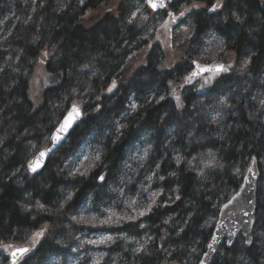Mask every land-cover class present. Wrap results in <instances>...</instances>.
Segmentation results:
<instances>
[{
    "label": "trees",
    "instance_id": "obj_1",
    "mask_svg": "<svg viewBox=\"0 0 264 264\" xmlns=\"http://www.w3.org/2000/svg\"><path fill=\"white\" fill-rule=\"evenodd\" d=\"M110 1L74 0L56 10L49 0H0V249L47 229L17 264H198L220 208L252 159L264 160V0H226L216 11L209 9L218 0H172L174 15L187 9L188 35L171 47L183 60L171 69H163L157 17L164 12L152 13L146 0H122L115 15L83 26ZM43 53L52 86L34 110L29 81ZM229 55V74L202 92L181 89L175 104L170 88L192 63ZM72 105L82 121L31 176L27 163ZM259 203L253 233L258 226L264 233ZM112 209L120 212L104 213ZM92 226H109L118 238L96 249ZM0 264H9L4 253ZM212 264H264V239L249 249L240 238L222 246Z\"/></svg>",
    "mask_w": 264,
    "mask_h": 264
},
{
    "label": "rangeland",
    "instance_id": "obj_2",
    "mask_svg": "<svg viewBox=\"0 0 264 264\" xmlns=\"http://www.w3.org/2000/svg\"><path fill=\"white\" fill-rule=\"evenodd\" d=\"M25 1V0H24ZM26 1H30V2H37V0H26ZM74 0H49V2H51L54 6V8L56 10H64L66 9L68 6H70L72 4ZM122 0H111L110 2L102 5L101 7H99L97 10L95 11H90L87 13V15L85 16V18L82 19V24L85 28H91L93 26H95L97 23H99V21L106 15V14H112L115 15L117 7L119 5V3H121ZM226 0H218V2L220 3V5H222ZM48 2V1H47ZM168 11L172 12V10H170V6L168 5ZM202 9V6H199L198 4H193L190 6V10L192 11H197ZM183 12H185V10H182ZM159 13V12H158ZM180 14V12L175 14V17H178ZM154 15V14H153ZM157 18H159L160 20H158V27H159V31H160V35H161V39H162V44L163 47L165 48V61L163 63V69H171L174 65H181L183 63L182 57L179 54V52H177L176 50H171L172 46H175L174 49H176L177 47L179 48L180 45H183L187 39V35H188V27L184 24H182L181 19L180 18L176 24V28H173L172 30H170L169 32V27L172 25L171 22H169L166 26H165V21L167 18V14L166 13H162V15H159ZM185 45V44H184ZM206 49L204 51H206L205 54H210V58L216 56L214 54L213 56V50L216 51L217 47H215V43L212 39V41L206 45ZM212 54V55H211ZM45 53H43L39 60L36 62V64L34 65L33 68V72L29 81V90H28V98L33 106L34 110H37L41 105H42V94L45 91V89L51 87V81L52 78L50 77V75L46 72L45 70ZM207 57V56H206ZM208 58V57H207ZM223 62H216V63H211L215 66H223L226 71H221L219 73L216 74H208V75H203L200 76L194 80H189L183 78L181 79L178 83L174 84L171 86L170 88V97L171 99L175 102V104L178 107H181V96H180V90L181 89H194L196 92H202L205 91L206 89H208L209 87L212 86L213 82H215L216 80H218V78H220L221 76L227 75L229 74V64H232L235 61V57L233 55H229V56H225V58L223 59ZM225 61L228 63L226 64ZM200 62V61H199ZM215 62V61H214ZM132 64L126 69V76H130L134 69L140 64V60H136L134 62H131ZM142 63V60H141ZM200 66H204L201 63L198 62H194ZM209 65V64H206ZM192 72V65H191V71L190 74ZM190 74L187 76L189 77ZM211 77V79H209ZM205 81H208V83H205ZM262 89L264 90V80L262 82ZM179 97V100L176 99V97ZM89 147L88 148H82L81 152L75 157V160L81 161L83 158H85L87 155H89ZM259 166H261V180L258 184L257 187V199L260 201L259 204L262 205V203L264 202V160H261L259 162ZM123 183L127 184V181H123ZM114 188V187H113ZM117 189H119L121 191L122 194H125V190L127 189V187L125 185L117 187ZM113 202V201H112ZM118 202V200H116V203ZM120 205L117 206L120 208L121 207V202L119 201ZM115 206V204L113 205ZM117 212H120L119 210L114 211L112 209L111 210H107L104 213L109 215L112 214H116ZM88 217L90 216L89 214L87 215ZM91 231H93L92 233V238H94L96 244V249L97 248H102V247H107L108 243L114 242L115 238H118L117 236L114 235H110V229L109 226H99V227H95L92 226L90 228ZM37 233H43V235L37 237ZM47 233V229L46 228H41L40 230H37L33 233H31L29 235V239L28 242L22 243L21 245H11L12 248L10 249H15V248H24V247H28L30 250L32 249L33 245L36 244L37 242L40 241V239L44 238V236ZM110 237V239H108ZM264 239V233L262 232L261 227H256L255 228V232L252 234V241H254L257 244L262 243ZM253 244V242H252ZM0 247H4V246H0ZM192 258H190L189 262H192Z\"/></svg>",
    "mask_w": 264,
    "mask_h": 264
},
{
    "label": "water",
    "instance_id": "obj_3",
    "mask_svg": "<svg viewBox=\"0 0 264 264\" xmlns=\"http://www.w3.org/2000/svg\"><path fill=\"white\" fill-rule=\"evenodd\" d=\"M172 0H166V6L163 9H157L153 10L150 5L148 4L146 0V6L147 8L153 12H166L167 18L166 21L169 23L171 22L172 25L169 27V32L172 30L176 24L177 21L182 18L183 16H178L177 19L173 22L171 17L168 15L170 11H168V5L171 4ZM172 13V12H170ZM173 14V13H172ZM173 16H175L173 14ZM165 21V22H166ZM196 63L192 64V72L196 70ZM217 66L213 64L204 65L201 66V68H208L211 69V71H204L201 72L199 75H197L194 78H191L190 80H194L200 76L206 75V74H212L216 73L215 68ZM191 72V73H192ZM191 77V74L190 76ZM73 105L68 109V111L65 113L64 117L61 119L57 127L54 129V131L51 133L49 137L48 147L45 149H42L38 151L27 163L26 168L28 173L35 177L37 176L46 166L48 163L50 157L61 147V145L67 140L70 133L79 125V123L83 119V113L82 109H80V116L75 122L73 123L72 127L69 129L67 134L63 135V138L57 142L55 145L52 143V135L56 132V129L60 126V124L63 122L65 117L68 115V112L72 109ZM45 152V156L43 158H40V153ZM37 159H42V163L37 168L36 172H32L29 168V163L32 161H35ZM252 168L253 172L249 173L248 169ZM245 177H248L247 181L245 180ZM260 170L258 166L257 159H252L250 162L245 175L242 180V184L240 186L239 191L229 200L227 203H225L219 210V214L217 217V221L215 222L211 240L208 243L213 244V249L210 250L208 245L206 247V251L201 256L198 264H201V261H204V264H212L213 260L215 259L216 255L218 254L219 250L222 246H224L226 249H231L235 242L240 238L243 241L244 248L249 249L252 245V233L255 227V221H256V211H257V187L260 181ZM101 181V180H100ZM225 205H228L227 208H225ZM213 235L216 236V241H213ZM25 248V247H24ZM27 248V247H26ZM5 248L0 249V253H4L5 256L8 258L9 264H11L12 257L10 255L11 250L5 251ZM207 254V255H205ZM21 259V258H20ZM19 261V259H18ZM17 261V262H18Z\"/></svg>",
    "mask_w": 264,
    "mask_h": 264
},
{
    "label": "snow or ice",
    "instance_id": "obj_4",
    "mask_svg": "<svg viewBox=\"0 0 264 264\" xmlns=\"http://www.w3.org/2000/svg\"><path fill=\"white\" fill-rule=\"evenodd\" d=\"M148 4L150 5V7L155 11L157 9H163L166 6V0H147ZM220 3L218 2L217 4L213 5L211 9H209L210 11H216L219 7H220ZM185 11H187V9H185ZM168 15L171 17L172 21L174 22L177 17L173 16L172 13H168ZM185 12H180V16H184ZM237 20H239V17H237ZM167 21L165 22V26L167 25ZM204 71H211V69L208 68H201L200 65H196V70L193 71L191 73V77H186V79H191L196 77L197 75H199L201 72ZM221 71H226V69L221 65V66H217L215 68V72L219 73ZM211 79V77L209 78ZM205 83H208V81H205ZM115 82H113L112 87H110L108 89L109 92L112 91V89L115 87ZM163 99V98H161ZM177 100H179V97H176ZM80 116V110L78 108L77 105H73L72 109L68 112V115L65 117V119L63 120V122L60 124V126L56 129V132L52 135L51 139H52V143L53 145H55L57 142H59L62 138L64 134H67L69 129L72 127L73 123L75 122V120H77ZM45 156V152H41L40 153V158H43ZM97 159H99V156H97ZM42 163V159H37L35 161H32L29 163V168L32 172H36L37 168L40 166V164ZM249 173L253 172L252 168L248 169ZM99 179L102 181L104 179L103 176H100ZM248 177H245V180L247 181ZM177 199H179V197H177ZM233 199H235V197H233ZM229 203H231V201H229ZM228 205H225V208H227ZM152 210V205H148V207L144 210V211H140L139 215L140 216H144L147 214V212H150ZM111 221V217H109L108 221H105L104 223H109ZM141 227H143V225H141ZM37 237L43 235V233H37L36 234ZM110 239V237L108 238ZM216 236L213 235V241H216ZM209 249L212 250L213 249V244H209L208 245ZM9 248H12L11 245H8L7 247H5V251H8ZM30 251L29 248H15L12 249L10 255L12 257V261L11 264H17L18 259L24 257L28 252ZM207 255V254H205ZM201 264H204V261H201Z\"/></svg>",
    "mask_w": 264,
    "mask_h": 264
}]
</instances>
